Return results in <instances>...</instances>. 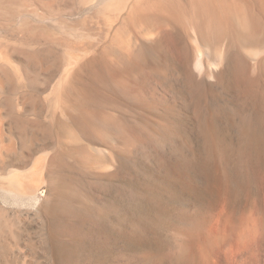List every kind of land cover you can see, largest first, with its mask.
<instances>
[{
  "label": "rangeland",
  "instance_id": "1",
  "mask_svg": "<svg viewBox=\"0 0 264 264\" xmlns=\"http://www.w3.org/2000/svg\"><path fill=\"white\" fill-rule=\"evenodd\" d=\"M89 11L82 10L77 0H0V63L8 66L9 72L12 71L9 80H6L7 76L0 69V264H73L65 260L64 251L73 235L65 231L63 223L67 216L64 200L73 188L80 193H83L82 189L93 193L94 199L110 209L106 221L108 227L105 225L102 231L98 230L99 233L92 231V235H89L92 245L99 244L104 251L101 254L94 250L90 253L82 251L80 254L86 264H97L100 261L98 256L108 262L114 248L127 244L126 236L129 240L134 237L133 223L151 205L153 199L150 198L157 197L158 192L169 203L168 192L172 187L167 178L169 175H188L198 179L202 176V169L191 159L195 153L184 150L175 142L192 141L191 144L197 147L196 155L202 156L203 151L199 147L204 137L197 128L201 126L200 122L203 123L202 118L207 110L218 108L223 100H227L229 113L236 108L243 116L257 111L263 114L264 119V48L233 49L235 69L232 82L236 88L215 87L216 97L208 96L210 87L205 85L206 81L215 82L214 73L205 77L203 71H196L201 90H198L200 92L196 93L195 98L200 99L199 109L201 107L204 114H201V118L191 103L171 96L160 84L148 85L146 82L137 88L138 94H135L130 83L115 81L114 66L104 61L96 64L99 70L96 66L90 68L94 74L96 72L90 80L84 74L81 76V81L90 82L89 96L85 97L80 90L82 86H78L80 81L69 85L65 83L73 59L65 43L57 38L64 32L71 37H86L92 43L102 42L104 34L100 29L87 24L84 30L81 29L80 19ZM38 20L40 25L51 24L46 29L54 30L55 36L51 35L48 40L37 36ZM26 26H33L34 29L28 30ZM18 29H23V32ZM56 42H59L58 45ZM52 44L56 45L57 50L51 46L56 55H48L50 59L47 61L43 58L34 64L24 56L23 51ZM92 46L86 44L78 53L82 57L88 55L92 52ZM53 56L56 57L55 61L52 59L51 64L47 63ZM56 62L59 64L54 67L53 63ZM219 66L212 64L210 68L215 72L220 70ZM123 68L120 66L121 71ZM62 98L66 100L64 109L59 105ZM206 99H209L208 103ZM146 106H149V110H142ZM14 114L19 116V123L9 119V115ZM224 115L218 113L214 118L218 138L228 143L235 142L238 135L229 125L230 116ZM145 118L149 125L166 122L175 125L177 133L168 136L163 146H157L139 130L140 125L146 122ZM72 122L75 124L72 125ZM97 124H101L103 133H98ZM114 135L129 139L135 136L134 139L141 145L136 150L131 149L132 146L123 149L114 140ZM129 150L134 152L133 155ZM50 154H56L57 161L47 165ZM127 154L137 164L139 174L127 172L119 166L118 157ZM37 162L40 169L35 168ZM30 175L33 182L28 186L19 184ZM101 182L124 188L128 196L120 197L112 192L103 194L99 190Z\"/></svg>",
  "mask_w": 264,
  "mask_h": 264
},
{
  "label": "bare ground",
  "instance_id": "2",
  "mask_svg": "<svg viewBox=\"0 0 264 264\" xmlns=\"http://www.w3.org/2000/svg\"><path fill=\"white\" fill-rule=\"evenodd\" d=\"M77 1L82 10L90 9L80 19L81 29L84 30L85 24L93 25L103 32L104 39L102 42L92 43L86 37L79 38L76 35L71 37L63 34L64 32L57 38L65 43L67 52L73 59L71 62L73 65L68 68L65 76L67 85L80 81L78 86H82L80 88L82 94L85 97L89 96L90 82L81 81V76L84 74L90 80L96 74L91 69L95 66L97 68L96 64L104 61L114 66L115 81L130 83L131 87H134L135 94H138L137 88L146 82L148 85L160 84L171 96L183 100L184 103H191L198 117L201 118L205 114L202 118L203 123L200 122L201 126L198 124L199 128H197L204 137L199 147L203 151L202 156L196 155L197 147L191 144L192 141L191 143L185 140L175 142L184 150L195 153L191 159L202 169V176L198 179L188 175H169L167 178L170 184L172 183L168 192L169 203L165 202L158 192L157 197L148 196L153 200L146 212L134 221L135 234L132 240L126 236L125 246L114 248L108 262L102 261L103 257L98 256L100 261L97 264H264L263 114L249 111V114L243 116L238 108L229 113L227 100H223L218 108H207L209 109L207 114H202L203 109L200 107L201 111H199L198 105L200 99L195 98L201 88L197 70L203 71L205 77L211 72L214 73L215 82L205 83L208 88L210 87L209 97L217 96L215 87L236 88L232 82L235 69L232 51L235 48H264V0ZM87 5L92 7L87 8ZM38 25L36 35L40 38L55 36L54 30L46 29L47 25L51 24L40 25L39 21ZM32 27L25 28L30 30ZM21 30L23 32V29L19 31ZM30 32L32 33V30ZM86 44L94 46L92 52L82 57L78 52ZM51 46L55 48L56 45H43L42 48L39 46L35 50L23 51L24 56L34 64L43 58L47 61L48 55H56ZM55 58L51 57V61L47 63L51 64L52 59L55 61ZM210 63L220 65V70L212 71ZM0 64V69L8 78L6 80H9L12 71L9 72L8 66L7 69L2 63ZM53 64L55 67V64L59 63ZM120 66L124 67L123 71L120 70ZM208 100L206 99V102ZM65 101L64 98L60 101L59 105L62 109L65 107ZM142 110L148 111L149 106ZM218 113L230 116L229 125L238 135L235 142L228 143L218 138L214 121ZM14 115L11 117L9 115V119L18 122L19 116ZM145 119L146 122L140 125L139 130L149 142L157 146H163L168 136L177 133L175 125L167 122L149 125L147 118ZM74 124L72 122V125ZM100 125L96 126L98 133H103V127ZM114 137V140L126 150L130 146L131 149H135L141 145L137 139H134L135 136L133 139L127 136L116 138L114 135ZM129 151L132 153L131 150ZM124 153L126 155L125 151ZM124 155L118 157L119 166L127 172L139 174L140 169L138 170L137 164L128 157V154ZM55 161L57 155L50 154L46 163L51 165ZM40 167L37 162L35 168L40 169ZM32 175L25 177L26 180H20L19 184L28 186V183L34 181ZM99 190L103 194L112 192L120 197L127 195L124 188L105 182L100 183ZM149 190L153 191L155 188ZM82 191L83 193H80L81 191L73 188L64 200L67 209V216L63 222L65 231L73 235L64 249L65 260L73 264H86L80 255L82 251L90 253L94 250L100 254L104 251L101 245L96 246L95 243L92 245L89 235H92L90 234L93 233L92 231L97 233L100 232L98 230L102 231L108 224L106 221L110 214V209L105 204L93 198L91 195L93 193L90 194L87 190L84 192L83 189ZM129 192L134 195V192Z\"/></svg>",
  "mask_w": 264,
  "mask_h": 264
}]
</instances>
